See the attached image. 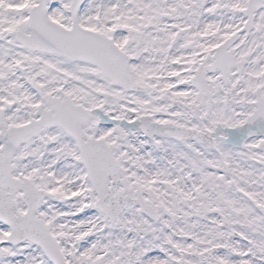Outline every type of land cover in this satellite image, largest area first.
Instances as JSON below:
<instances>
[{
    "label": "snow or ice",
    "instance_id": "obj_1",
    "mask_svg": "<svg viewBox=\"0 0 264 264\" xmlns=\"http://www.w3.org/2000/svg\"><path fill=\"white\" fill-rule=\"evenodd\" d=\"M0 264H264V0H0Z\"/></svg>",
    "mask_w": 264,
    "mask_h": 264
}]
</instances>
